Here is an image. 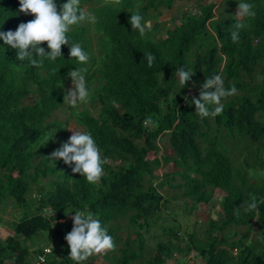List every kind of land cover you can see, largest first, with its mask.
<instances>
[{"label": "trees", "instance_id": "obj_1", "mask_svg": "<svg viewBox=\"0 0 264 264\" xmlns=\"http://www.w3.org/2000/svg\"><path fill=\"white\" fill-rule=\"evenodd\" d=\"M174 1L80 0L82 9L89 6L87 12L95 16V23L86 20L73 25L67 35L89 55L85 64L69 59V47L62 45L63 56L55 61L45 58L41 67H35L27 59L17 60V50L0 39V204L12 199L23 209L21 218L12 223L14 234L0 237V264L34 263L44 248L31 247L29 240L41 232L66 244L61 255L47 253L43 264H93L94 258L77 262L69 257L64 237L72 229L69 214L75 210L99 219L115 245L120 239L119 221L126 218L137 237H127L120 253L110 256L114 264H131L144 249L143 231L169 209L170 198L160 191L167 183L180 190L195 210L219 200L221 218L210 220L208 239L191 233L186 245L178 218L174 225L161 222L164 234L171 238L158 240L146 264H166L174 252H193L196 264H264V180L251 182L243 168L234 166L224 136L213 134L215 126L232 139L245 138L241 143H264V0H243L253 5L256 15L243 19L246 26L239 31L238 43L232 42L231 32L241 19L235 14L240 0H208L198 10L185 12L160 38L156 37L158 22L144 35L132 29L131 14L138 11L142 22L151 21L161 17L163 10H171ZM64 2L55 0L58 11ZM19 9V0H0V31H15L21 22L34 19ZM93 35L100 55L93 48ZM41 46L49 51L46 42ZM149 52L156 57L151 68L144 58ZM75 68L87 69L84 75L92 101L80 114L74 111L77 120L92 135L102 158H121L118 165H103V176L96 184L73 173L62 160L54 167L47 158L70 136L61 122L49 119L67 104L68 72ZM179 68L195 72L183 88L174 74ZM217 74L225 89L234 85L238 91L222 98L220 115L201 119L189 101L199 97L207 77ZM259 74L261 80L256 81ZM96 98L102 103L97 114L90 111ZM56 133L62 137L58 145ZM165 135L175 156L160 145ZM37 155L42 158L35 162ZM172 161L178 169L157 172ZM246 163L249 168H264V157ZM175 175L182 182L172 184L169 180ZM45 177L52 178L46 188L39 186ZM253 197L259 212L246 211ZM49 211L54 212L49 215ZM254 223L259 228L257 237ZM239 227L246 231L239 235Z\"/></svg>", "mask_w": 264, "mask_h": 264}, {"label": "clouds", "instance_id": "obj_2", "mask_svg": "<svg viewBox=\"0 0 264 264\" xmlns=\"http://www.w3.org/2000/svg\"><path fill=\"white\" fill-rule=\"evenodd\" d=\"M19 2V11L25 14H33L34 19L21 22L15 31H0V39H3L9 47L17 50V60L22 62L27 59L32 66L41 67L45 58L49 61H55L58 57L63 56L61 47L68 45L69 59L75 58L81 64L87 63L89 55L79 43H72L67 35L73 25L86 20L95 23V16L80 7V0H65L59 6V11L55 0H19ZM114 3L119 4L120 0H114ZM235 14L241 19L237 21L235 30L231 32V40L233 43H238L239 31L246 26L243 19L254 17L256 13L253 11V5L240 0ZM142 21L143 17L138 11L136 14H131L129 19L132 29L138 30L141 35H144L146 30H150L151 24L150 21ZM44 42L47 43L49 51L41 46ZM144 58L147 60L148 67L151 68L156 59L155 55L150 52L144 53ZM86 72V68L70 69L68 72L73 87L65 90L64 102L73 108L82 102H86L89 98L90 92L84 75ZM174 74L178 77L179 84L183 88L186 86V82L195 75V72L191 69L179 68ZM237 91L234 85L225 89L222 77L217 74L207 77L200 86L199 97L193 96L189 102L195 105V112L201 119L215 118L223 112L222 98L233 96ZM185 99L187 100V97ZM147 119L150 123L151 117ZM66 129L71 132V135L67 141L62 142L47 156L49 162L56 167V162L62 160L64 164L71 167L73 173H79L85 177L88 183H98L103 176V165L110 163L109 159L101 157L100 149L90 133L82 131L75 125L68 126ZM45 139L47 144L51 138L46 137ZM258 204L253 197L246 211L255 210L259 212L257 210ZM71 219L73 222L72 229L65 235L64 239L70 247L69 257L72 260L85 261L90 256L110 255L111 250L114 251L116 245L113 237L108 234L107 229L101 226L100 220L94 218L92 213L75 210ZM46 247H50L51 252H48L49 249H45V252L53 253L51 246Z\"/></svg>", "mask_w": 264, "mask_h": 264}, {"label": "rangeland", "instance_id": "obj_3", "mask_svg": "<svg viewBox=\"0 0 264 264\" xmlns=\"http://www.w3.org/2000/svg\"><path fill=\"white\" fill-rule=\"evenodd\" d=\"M208 2V0H175L173 4V8L171 10H164L163 15L159 18H155L150 21L151 26L158 22L161 23L160 25V30L158 33H156V37L160 38L163 35L166 34L167 29L172 28L180 19V17L185 13V12H190V10H198L199 5L205 4ZM87 5H84L83 9L88 11ZM221 9V8H220ZM225 14H227L228 11L225 10V8L222 9ZM149 22V21H146ZM94 36L93 43L95 44L93 48L96 50V53L100 55V49L98 45V40L97 36ZM259 72L262 71L261 67L258 68ZM260 77V78H259ZM259 78V79H258ZM248 80V78H247ZM261 80L260 74L256 76V81ZM71 83V82H70ZM69 87H73L72 83ZM94 86L96 85V82L93 84ZM25 102H31V100H25ZM89 98L86 102L80 103L77 107L72 108L71 110L69 109V106L67 107L68 103L61 106L58 110L54 112L52 117L49 119L50 121H55L57 123L63 124V128L66 129V127L70 126H77L79 127L82 131L84 130V127L82 126L81 123L77 120L79 118V115H75L74 111L78 114L85 109L86 107H89L92 103V101L89 103ZM94 102V101H93ZM88 105V106H87ZM102 103L99 101L98 98L95 99V106H92L90 109L91 112H94L97 114L99 109L101 108ZM75 115V117H71ZM71 117V118H69ZM69 134L71 135V132L66 129ZM217 133L219 136L222 134L224 136V143L226 146L229 148V155L232 158L234 166L243 168L247 172L248 178L251 182H259L261 180H264V168H260L259 166H255L252 168H249L247 166L246 160L252 162L254 160H257L258 162L261 161L262 157H264V143L261 144L259 142H254L247 140L246 143H241L242 140L245 138H230L226 134L225 130L218 131L217 127H213V134ZM57 137H60V133L55 134ZM50 138V136L48 137ZM62 137L58 138L55 141V145H58L60 143L59 140H61ZM160 145L166 146L168 149L169 153H172V156H175V153L173 152L171 145L168 141V135L164 136V139L160 142ZM102 151L100 150V153ZM162 152V151H161ZM40 154V153H38ZM102 154V153H101ZM42 158L41 155H37L35 157V162L39 161ZM109 161L113 165H118L120 164L121 158L117 157L116 159H109ZM118 162V163H116ZM178 169L175 163L172 161L167 164L165 168H159L157 172L161 175L165 171H174ZM52 178L50 177H45L42 184L39 186H44L45 188L48 187V184L51 183ZM172 184H176L179 182H182V178L179 175H175L174 179L169 180ZM161 192H165L167 195V198H170V204H169V209H165L158 215L162 216L160 220H156V216L153 218L151 225L149 226L150 228L148 231L144 230L143 231V237L145 238V246L142 251L141 256L134 261L131 264H146L148 259H150L155 251H156V245L157 242L160 238H171L170 235L164 234L163 228L165 227L164 224H170L174 225L176 222V218L179 219L181 222L182 226V236L184 237L183 244L186 245L187 243V236H189L191 233H196L197 237L206 240L208 239V234L206 232L208 228V224L210 223V220H216L219 222L222 214V205L219 200H212L208 205H203L198 207L196 210L193 207L192 202H185L187 198L182 195L180 190H178L176 187L171 188L169 187V184L167 183L166 185L160 187ZM37 194L34 192V195ZM174 196L175 198H173ZM176 199V200H175ZM192 203V204H191ZM188 209V211H186ZM23 209L18 207L15 203H13V200L11 199L8 204H0V217L2 218V221L0 222V237L5 239L9 235L14 234V231L12 229V223L13 221L18 220L21 218ZM51 213V212H50ZM72 214H69V218L71 219ZM175 216V217H173ZM62 221L64 219H61ZM164 223V224H161ZM120 228L116 230V233L118 236H120V239L117 240L116 248L114 249L113 255H118L120 253L119 249L124 246V240L127 239V237H131L133 240L137 237L135 234V229L133 227H129L127 225V220L126 218H122L119 221ZM255 231H254V237H257L256 234L259 232V228L257 227V224L254 223ZM239 231V235L244 233L246 231V227H239L237 228L236 232ZM232 236L234 237V228L231 229ZM171 234V233H170ZM116 236V235H115ZM30 246L34 248H44L46 246H51L53 249V254L58 252V254H62V249H66V244L61 243L60 239L57 236H50L47 234V232H41L37 234L35 237L29 240ZM63 246V247H61ZM134 248L138 250V243H135ZM113 251V250H111ZM104 254H99V255H93L90 256L89 259L94 258L93 264H100L101 262H109V264H114L115 260L113 256L110 255H105ZM192 253L190 255H182L179 254L178 252H174L172 258L168 260L166 264H196L195 261L192 259ZM113 257V258H112ZM33 258H31L30 261Z\"/></svg>", "mask_w": 264, "mask_h": 264}, {"label": "built area", "instance_id": "obj_4", "mask_svg": "<svg viewBox=\"0 0 264 264\" xmlns=\"http://www.w3.org/2000/svg\"><path fill=\"white\" fill-rule=\"evenodd\" d=\"M45 249H49L48 252H51L50 247H45L44 252L42 254L38 255L37 260L34 263L29 262L27 264H43L46 261V254L48 253V252H45ZM41 258H43V259H41Z\"/></svg>", "mask_w": 264, "mask_h": 264}, {"label": "crops", "instance_id": "obj_5", "mask_svg": "<svg viewBox=\"0 0 264 264\" xmlns=\"http://www.w3.org/2000/svg\"><path fill=\"white\" fill-rule=\"evenodd\" d=\"M166 10H168V9H166ZM164 12V11H163ZM163 15V14H162ZM110 255H112V253L110 254ZM186 255V254H185ZM184 256V255H183ZM107 263H109L108 261L105 263V262H101L100 264H107Z\"/></svg>", "mask_w": 264, "mask_h": 264}, {"label": "water", "instance_id": "obj_6", "mask_svg": "<svg viewBox=\"0 0 264 264\" xmlns=\"http://www.w3.org/2000/svg\"><path fill=\"white\" fill-rule=\"evenodd\" d=\"M48 214H49V215H52L53 213H50V212H49Z\"/></svg>", "mask_w": 264, "mask_h": 264}]
</instances>
